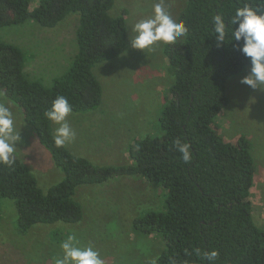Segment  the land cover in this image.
Listing matches in <instances>:
<instances>
[{
  "label": "trees",
  "instance_id": "obj_1",
  "mask_svg": "<svg viewBox=\"0 0 264 264\" xmlns=\"http://www.w3.org/2000/svg\"><path fill=\"white\" fill-rule=\"evenodd\" d=\"M245 4L264 14V0H186L178 21L188 34L163 47L174 81L160 112V134L130 145L132 164L96 166L66 146H55L53 123L44 113L57 96L67 98L74 113L101 106L103 88L94 68L125 49L127 12L112 16L115 0H39L34 8L32 0H0V29L30 20L52 29L79 14L78 53L50 87L30 78L21 48L0 41V92L19 107L24 123L64 175L44 192L19 158L13 168L0 165V201L14 202L19 235L38 224L80 222L82 207L74 200L79 186L138 177L165 190L162 211L134 220L137 230L162 235L165 249L154 264H208L196 256L197 248L218 251L214 264H264V228L254 223L251 202L256 173L251 142L244 135L236 142L224 140L217 124L229 105L228 80L252 65L238 50L243 41L217 47L213 16L227 23ZM176 140L190 143L191 163L173 147Z\"/></svg>",
  "mask_w": 264,
  "mask_h": 264
},
{
  "label": "rangeland",
  "instance_id": "obj_2",
  "mask_svg": "<svg viewBox=\"0 0 264 264\" xmlns=\"http://www.w3.org/2000/svg\"><path fill=\"white\" fill-rule=\"evenodd\" d=\"M39 0H32V8ZM158 0H115L112 16L127 12L125 49L115 59L98 64L94 74L103 88L101 106L88 113L68 117L76 132L67 144L78 157L96 166L132 164L128 151L137 140L160 134L159 116L174 78L168 71L164 45L145 53L131 48L132 27L153 16ZM186 0H164V7L178 21ZM79 14L72 13L55 28H43L33 20L0 29V41L21 48L28 60L32 80L50 87L66 73L78 53L76 30ZM182 39V38H181ZM251 66L227 83L229 105L217 120L224 140L236 142L246 136L252 145L256 182L251 192L254 223L264 228V91L241 83ZM0 103L12 111L21 142L18 158L35 175L44 191L62 181L64 175L49 153L39 144L15 104L0 92ZM73 119H80L78 122ZM54 126V124H53ZM56 126H54L55 128ZM165 190L138 177L118 178L99 185L79 186L74 200L82 207L83 219L75 224H38L26 235L16 230L18 218L12 200L0 201V264H54L62 256L61 243L74 235L79 246H91L105 264H154L165 249L162 235L146 234L134 227V220L164 207Z\"/></svg>",
  "mask_w": 264,
  "mask_h": 264
},
{
  "label": "clouds",
  "instance_id": "obj_3",
  "mask_svg": "<svg viewBox=\"0 0 264 264\" xmlns=\"http://www.w3.org/2000/svg\"><path fill=\"white\" fill-rule=\"evenodd\" d=\"M153 16L142 19L132 27L129 36L131 48L145 53L156 50L163 45H174L188 34L183 21H176L164 7V0H158L153 6ZM213 29L216 34L217 47L231 40L243 41L238 47L251 60V70L241 83L252 89L264 91V14L258 8L245 4L238 8L229 22L217 14L213 16ZM72 106L64 96H57L52 106L44 115L56 127L53 140L57 148L74 142L76 132L72 129L68 117ZM21 142V133L17 132L12 111L0 103V165L13 168L18 159L17 144ZM173 147L181 154L185 163H191L193 153L191 145L176 140ZM62 256L55 258L54 264H105L100 253L91 246L81 247L74 235H69L60 245ZM197 257L208 264H214L219 252L194 249Z\"/></svg>",
  "mask_w": 264,
  "mask_h": 264
},
{
  "label": "crops",
  "instance_id": "obj_4",
  "mask_svg": "<svg viewBox=\"0 0 264 264\" xmlns=\"http://www.w3.org/2000/svg\"><path fill=\"white\" fill-rule=\"evenodd\" d=\"M27 64H28V61H27ZM26 72L29 73V72H28V66H27V65H26ZM28 75H29V74H28ZM68 120H72V117L68 118ZM74 120H76V121H78V122H82V121H80V119H73V121H74ZM54 126H55V125H54ZM54 126H53V128H54ZM65 146H66L70 151H72L67 145H65ZM19 159H20V158H19ZM22 161H23V160H22ZM26 164H27V163H26ZM254 183H257V182H256V179H255ZM251 192H252V191H251Z\"/></svg>",
  "mask_w": 264,
  "mask_h": 264
}]
</instances>
